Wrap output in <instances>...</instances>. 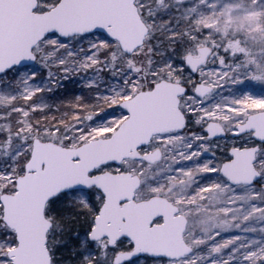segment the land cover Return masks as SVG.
<instances>
[{"label":"snow or ice","instance_id":"6c2138e0","mask_svg":"<svg viewBox=\"0 0 264 264\" xmlns=\"http://www.w3.org/2000/svg\"><path fill=\"white\" fill-rule=\"evenodd\" d=\"M0 264H264V0H0Z\"/></svg>","mask_w":264,"mask_h":264},{"label":"rangeland","instance_id":"374dc122","mask_svg":"<svg viewBox=\"0 0 264 264\" xmlns=\"http://www.w3.org/2000/svg\"><path fill=\"white\" fill-rule=\"evenodd\" d=\"M64 83L66 84V87L70 90V92L66 93L65 95H61L65 91L64 88L57 89L56 92L53 94L54 97L56 98V102H58L59 99L65 98L66 95H80L84 91H86L82 88V84H81V81L79 79L76 80L75 84H68L67 81H65ZM257 91L259 94L260 90L258 89Z\"/></svg>","mask_w":264,"mask_h":264}]
</instances>
